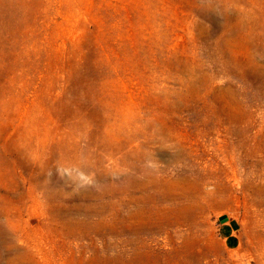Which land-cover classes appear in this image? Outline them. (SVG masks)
Segmentation results:
<instances>
[{"label":"rangeland","instance_id":"rangeland-1","mask_svg":"<svg viewBox=\"0 0 264 264\" xmlns=\"http://www.w3.org/2000/svg\"><path fill=\"white\" fill-rule=\"evenodd\" d=\"M263 85L264 0H0V264H264Z\"/></svg>","mask_w":264,"mask_h":264},{"label":"crops","instance_id":"crops-1","mask_svg":"<svg viewBox=\"0 0 264 264\" xmlns=\"http://www.w3.org/2000/svg\"><path fill=\"white\" fill-rule=\"evenodd\" d=\"M238 232V221L229 217H221L218 225V234L222 240L231 241Z\"/></svg>","mask_w":264,"mask_h":264},{"label":"bare ground","instance_id":"bare-ground-1","mask_svg":"<svg viewBox=\"0 0 264 264\" xmlns=\"http://www.w3.org/2000/svg\"><path fill=\"white\" fill-rule=\"evenodd\" d=\"M264 86V85H263ZM263 88V87H262ZM264 93V92H263ZM236 95V94H235ZM263 95V94H262ZM175 160H176V158L175 159H173V162H175ZM152 173H154V172H152ZM154 177V176H153ZM181 179H185V180H178V181H176V182H174V183H172L169 179L167 180V183H168V185H167V190L166 191H168L167 193H170V192H172L175 188H176V186H177V184H179V182H181V181H186L187 179H188V176H186V175H184L183 174V176H181ZM189 180V179H188ZM187 180V181H188ZM154 182V181H153ZM158 182V181H157ZM157 182H156V184H157ZM177 183V184H176ZM133 185V184H132ZM161 185H159V186H157L158 188H160L161 190H164L165 188L164 187H160ZM137 187V186H136ZM123 192H128L126 189H125V191H123ZM151 192V191H150ZM132 197V196H131ZM180 198H175L174 196L173 197H171V199H170V203H171V207H170V209H172V208H175V207H177V206H179L180 204H181V202H182V196H179ZM141 203V202H140Z\"/></svg>","mask_w":264,"mask_h":264}]
</instances>
